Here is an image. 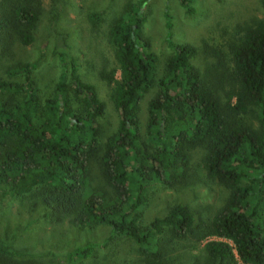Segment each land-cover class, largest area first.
I'll use <instances>...</instances> for the list:
<instances>
[{
    "label": "trees",
    "instance_id": "obj_1",
    "mask_svg": "<svg viewBox=\"0 0 264 264\" xmlns=\"http://www.w3.org/2000/svg\"><path fill=\"white\" fill-rule=\"evenodd\" d=\"M147 3L126 4L110 23L116 63L98 73L118 114L113 125L66 33L54 39L62 73L49 91L37 79L40 62L19 56L36 42L44 0H0V191L21 201L17 217L43 211L53 225L110 230L104 243L67 252L66 264L116 238L135 245L138 264H264V21L245 24L224 50L205 44L201 69L200 50L170 32L172 55L160 61L144 33ZM180 3L194 14L193 0ZM88 17L102 24L100 13ZM208 182L227 195L206 216L175 203L144 224L155 187ZM12 238L0 234V264H46Z\"/></svg>",
    "mask_w": 264,
    "mask_h": 264
},
{
    "label": "rangeland",
    "instance_id": "obj_2",
    "mask_svg": "<svg viewBox=\"0 0 264 264\" xmlns=\"http://www.w3.org/2000/svg\"><path fill=\"white\" fill-rule=\"evenodd\" d=\"M137 1L58 0L55 4L52 0H44L45 12L36 34V42L33 46L21 48L19 56L23 60L40 62L37 79L49 91L62 73L61 62L52 52L54 39L58 32L66 33L72 55L80 65L83 81L95 85L108 107L105 121L115 125L118 114L110 100V91L100 80L98 72L106 60L111 65L116 63L114 48L108 38L110 23L126 4ZM192 7L195 11L190 15L182 7L180 0H148L144 33L152 51L159 56L162 63L172 55L167 44L168 32L172 33L176 43L191 44L200 50L193 64L203 69L205 44L224 50L228 40L238 34L245 24L256 20L264 21L261 0H193ZM93 12L102 15L103 21L99 29L94 28L89 20L88 15ZM166 14L172 23L170 31L166 26ZM151 97L152 94L144 100L143 112L146 111ZM226 195L227 192L213 182L180 192L157 186L152 190L149 205L143 211V221L147 225L155 217L163 216L168 207L175 203L202 211L206 216L207 212L222 204ZM20 202L8 196L4 197L0 191V234L7 231L13 237L12 240H17L16 246L35 251L46 264H66L65 254L72 249L89 242L104 243L110 239L111 233L107 227L78 229L68 223L53 225L44 218L43 211L23 213L17 217ZM16 223L24 227L23 231L18 232L13 227L12 224ZM138 260L135 245L126 239L116 238L108 247L99 248L91 259L82 264H138Z\"/></svg>",
    "mask_w": 264,
    "mask_h": 264
}]
</instances>
